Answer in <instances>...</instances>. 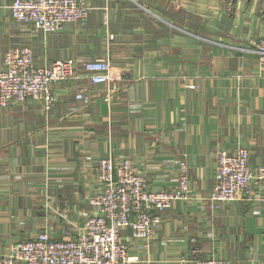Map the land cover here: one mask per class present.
<instances>
[{
	"label": "crops",
	"instance_id": "crops-1",
	"mask_svg": "<svg viewBox=\"0 0 264 264\" xmlns=\"http://www.w3.org/2000/svg\"><path fill=\"white\" fill-rule=\"evenodd\" d=\"M12 1L0 0V70L8 47L30 45L41 65L108 58L124 74L108 84L86 73L58 82L49 108L0 106V253L80 223L100 187L96 160L112 154L131 158L153 189L172 188L188 165L191 197L162 211L155 238L122 230L137 264H190L180 259L195 249L264 264V203L215 209L198 198L213 185L219 149L245 146L252 164H264V65L255 52L264 0H87L86 25L52 33L14 18Z\"/></svg>",
	"mask_w": 264,
	"mask_h": 264
},
{
	"label": "built area",
	"instance_id": "built-area-1",
	"mask_svg": "<svg viewBox=\"0 0 264 264\" xmlns=\"http://www.w3.org/2000/svg\"><path fill=\"white\" fill-rule=\"evenodd\" d=\"M90 9L87 0H13L10 4L14 18L45 33L60 31L69 24L86 25ZM255 52L264 65V27ZM82 73L97 84H108L124 74L114 73L108 58H62L41 65L36 63L30 45L10 46L0 70V106L34 100L49 108L56 101L53 86L77 80ZM77 97L87 99L82 92ZM96 168L100 187L89 197L92 209H82V221L66 223L62 235L42 231L16 241L8 252L0 253V264H137L142 258L121 240L122 230L129 228L132 239H153L163 219L162 211L191 197L185 161L180 163L177 184L170 189L149 187L129 157L118 160L112 154L103 155L97 158ZM198 198L215 209L244 199L264 203V164L250 162L248 147L219 149L213 185ZM180 262L234 264L222 257H202L198 249L190 258L181 257Z\"/></svg>",
	"mask_w": 264,
	"mask_h": 264
}]
</instances>
